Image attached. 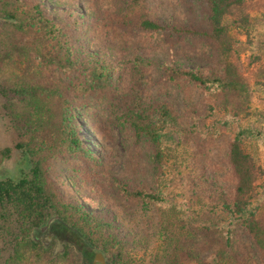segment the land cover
<instances>
[{
  "label": "trees",
  "instance_id": "1",
  "mask_svg": "<svg viewBox=\"0 0 264 264\" xmlns=\"http://www.w3.org/2000/svg\"><path fill=\"white\" fill-rule=\"evenodd\" d=\"M181 1L191 16L171 6L166 24L165 0H123L119 12L89 16L69 9L65 21L40 0H0V118L12 137L0 146V264H84L74 245L40 236L52 221L109 264H264V131L251 122L253 91H264V3L201 0L199 22ZM82 31L92 50L76 41ZM120 37L141 45L115 59L98 53ZM162 46L167 55L152 56ZM197 47L203 65L177 61L178 49ZM80 115L151 158V183L105 179L115 211H87L51 176L59 160L106 191L103 155L85 144Z\"/></svg>",
  "mask_w": 264,
  "mask_h": 264
},
{
  "label": "rangeland",
  "instance_id": "2",
  "mask_svg": "<svg viewBox=\"0 0 264 264\" xmlns=\"http://www.w3.org/2000/svg\"><path fill=\"white\" fill-rule=\"evenodd\" d=\"M46 7L48 11L53 16L54 19L65 21L64 12L66 10H72L76 14L83 16H89L94 14L97 10L107 8L113 11H120L123 6V0H105L99 2L96 0H40ZM166 1V11L161 13L160 16L164 18L166 24L170 23L169 17L172 14L171 6L174 7L177 13H186L191 16L190 10H188L185 4H182L181 0H165ZM191 3H189V2ZM258 2L264 3V0H257ZM188 4H193L196 7L195 16L196 20L199 22L203 21V10L200 8L202 5L201 0H187ZM256 8V6H255ZM264 11V7L258 6ZM255 12V11H254ZM260 34H264V26H259L257 28L256 36L259 38ZM76 41L84 44L89 50L94 48V43L88 39L87 34L79 33L75 36ZM158 36L156 39H160ZM140 46L141 42L134 39L119 38L115 43L101 42V49L98 53L105 58L115 59L116 57L122 55V52H128L132 50V46ZM144 45H142L143 47ZM150 50V49H149ZM152 56L158 59L165 57L166 51L165 47L152 48ZM206 50L204 48H180L176 53L177 61L185 67H195L198 65H203L205 63ZM250 56V50L245 51L242 55V62L244 69L247 71L248 60ZM172 101L174 105L183 110V104L180 101V96L177 93L172 94ZM252 109L253 114L251 117V122L258 125L264 131V91H253L252 94ZM99 118L104 122L106 116L103 112H98ZM80 123L82 125L81 133L84 142L88 147L97 152L99 155H103L104 166L107 172V177L103 178L104 186L106 187L105 193H97V189L92 191L90 189V183L88 179L81 173H78L73 169V165H68L65 162L59 160H53L50 165L51 176L57 180L60 184L63 183L62 188L65 192L78 199L83 207L87 211H93L97 213L106 212L108 209L115 211V206L111 207L107 202L108 193V181L113 182L115 178L117 180H127L132 184L147 182L151 183V158L147 152H143L139 155L135 154L133 147L127 146L126 142L123 141L121 136L118 134L117 130L114 129L113 135L103 138L96 133L93 128H90L86 123L83 116H79ZM4 121L0 118V146L12 143V137L6 133ZM228 135L223 134V139L219 142V146L216 149L215 157L220 158V154L224 153V144L227 140ZM256 150L259 155L260 162L264 167V139L260 140L256 144ZM103 186V185H101ZM47 230L44 231L40 236L43 237L45 241L51 239L56 240V249H60L63 243L68 242L74 245L77 250L80 251L84 264H109L105 256L99 251L93 250L89 245L83 240L82 237L75 231L71 230L63 223L52 221L48 224ZM188 260L184 263L188 264Z\"/></svg>",
  "mask_w": 264,
  "mask_h": 264
}]
</instances>
